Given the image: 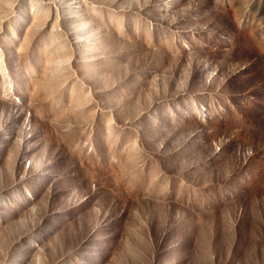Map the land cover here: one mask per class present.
I'll use <instances>...</instances> for the list:
<instances>
[{
    "label": "rangeland",
    "instance_id": "rangeland-1",
    "mask_svg": "<svg viewBox=\"0 0 264 264\" xmlns=\"http://www.w3.org/2000/svg\"><path fill=\"white\" fill-rule=\"evenodd\" d=\"M95 2L125 5L133 0ZM172 2L175 7L191 8V15L180 24L178 41L183 45H176L179 55H175L176 47L172 54L153 52L160 45V33L154 31L150 39L138 37V29L128 16L119 21V34L111 26L93 25L85 33L82 46L92 63L123 77L122 88L134 99L146 78L162 64L178 75L181 67L202 59L198 73L201 81L213 71L222 74L220 80L213 78V85L221 86L220 93L201 88L197 107L206 113L203 122L191 114L190 105L183 103L155 109L171 133L165 147L173 148V140L182 144L179 156L187 166L177 168L175 151L155 158L161 161L169 183L167 207L160 210V227L152 231L156 264H205L209 255L215 256L214 264H239L254 234L264 233V56L260 55L264 50V0ZM25 12V0H0V22L11 18L18 26ZM0 44L4 45V63L0 64V245L6 239L10 242L20 227L15 211L4 204L20 206L23 184L46 205L39 239L54 236L71 254L60 264H100V255L118 253V249L113 251L121 231L119 224L113 227L117 216L127 217L128 226L134 228V209L155 214L150 198L155 185L149 188L146 175L135 194H124L121 188L126 166L118 151L113 153L115 162H108L102 153L90 162L79 132L64 136L58 124L49 123L47 106L37 104L35 98L27 109L32 112L31 135L22 134L25 113L16 115L17 106L4 97L13 87L25 89L31 60L17 54L5 39H0ZM167 87L170 89L171 83ZM169 107L176 114L175 121L168 116ZM127 133L125 129L120 134V142ZM18 136L24 146L19 154L34 159L39 171L27 181H19L17 174V183L12 175L17 153L10 154V149ZM93 140L99 145L97 137ZM220 140L224 141L220 152L213 153V145ZM29 144L30 149L26 147ZM248 145L256 148V154L242 164L240 156ZM153 168V161L145 162L146 173ZM172 173H178L186 183L181 185ZM93 184L98 190L103 186L102 195L92 190ZM188 185L198 188V193ZM94 209H100L101 214L97 216ZM230 218L236 222L230 223ZM16 252L13 250L12 258Z\"/></svg>",
    "mask_w": 264,
    "mask_h": 264
},
{
    "label": "clouds",
    "instance_id": "clouds-1",
    "mask_svg": "<svg viewBox=\"0 0 264 264\" xmlns=\"http://www.w3.org/2000/svg\"><path fill=\"white\" fill-rule=\"evenodd\" d=\"M25 9L18 26L13 25L11 18L0 22V39H5L21 57L31 60L25 73V89L18 91L13 87L4 97L5 101L17 106L14 109L16 115L25 113L21 133L31 135L28 129L32 112L27 109L33 106L35 98L37 104L47 106L49 123L58 124L64 136L79 132L90 162L99 159L97 153H102L108 162H115L113 153L118 151L126 166V179L121 188L124 194H135L147 175L149 188L155 185L150 197L155 214L134 209L131 212L137 221L134 228L128 226L127 217L117 216L113 227L119 224L121 231L115 237L116 248L113 251L118 249V253L116 256L100 255L99 261L100 264H156L152 230L160 227V210L167 207L169 177L161 170V161L155 158L175 151L176 165L180 170L187 166V161L179 156L182 144L173 140V148L165 147L171 133L155 114V109L157 106L167 107L169 103H183L190 105L191 114L203 122L206 113L197 107V99L203 94L201 88L220 93L221 86L213 85V78L220 80L222 74L218 76L213 71L206 81H201L198 73L204 63L202 59L181 67L178 75L172 73L168 65L162 64L146 78L134 99L124 92L122 76L106 71L88 59L82 42L85 33L96 24L111 26L119 34L118 23L128 16L138 29V37L150 39L154 31L160 33V45L153 52L172 54L178 43L183 45L178 41L180 24L191 15L190 5L175 7L172 0H133L125 5H99L95 0H25ZM179 54L180 48L176 47L175 55ZM260 55L264 56V50ZM3 63L4 45L0 44V64ZM169 83L170 89L167 87ZM168 116L175 121L176 114L170 107ZM136 122L139 124L132 127ZM125 129L128 133L120 142V134ZM94 136L99 139V145L94 142ZM223 143L220 140L213 145V153L220 152ZM22 147L18 136L10 149V154L17 153L12 170L17 183L34 178L39 171L34 159L19 154ZM26 147L30 149L31 144ZM255 154L253 145L246 146L240 156L241 163L246 164ZM150 160L154 168L146 173L145 162ZM17 174L19 181L15 180ZM171 175L181 185L186 183L178 173ZM188 187L194 194L199 191L190 185ZM92 190L98 195L104 191L103 186L98 190L95 184ZM21 201L19 207L16 203L4 204L5 208L15 211V222L20 227L10 242L6 239L0 245V264H60L71 255L65 251L64 243L54 236L48 240L38 237L46 207L42 198H34L31 191L21 184ZM94 210L97 216L101 214L100 209ZM238 216L237 212V219ZM229 222L234 224L236 221L230 218ZM195 239L193 236V244ZM13 250H17L14 258L11 257ZM197 259L200 260L199 257ZM214 262L215 256L209 255L205 264ZM239 264H264V233L254 234Z\"/></svg>",
    "mask_w": 264,
    "mask_h": 264
}]
</instances>
